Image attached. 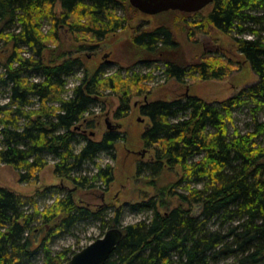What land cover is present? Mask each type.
I'll return each instance as SVG.
<instances>
[{"label":"trees","instance_id":"trees-1","mask_svg":"<svg viewBox=\"0 0 264 264\" xmlns=\"http://www.w3.org/2000/svg\"><path fill=\"white\" fill-rule=\"evenodd\" d=\"M120 2L0 0V43L8 51L0 59V89L7 94V102H0V165L11 167L19 182L29 183L51 160L54 176L73 186L33 214L24 212L21 196L0 186V264L31 256L34 241L25 234L33 231L37 216L46 232L39 242L44 264H68L76 251L65 248L52 255L46 241L88 218L100 222L99 237L111 228L122 231L104 264H213L228 258L238 264L264 263V122L255 121L253 130L244 134L229 136L226 128L232 109L249 102L260 109L264 103V14H252L264 13V0H214L205 15L201 11L207 7L193 13L194 20H184L188 37L208 33L209 27L231 37L256 82L219 105L190 93L140 105L139 114L149 121L140 140L150 154L147 162L136 164L135 177L151 186L156 198L132 208L151 216L122 226V207L109 213L112 205L93 209L79 204L80 192L108 190L113 167H101L96 160L100 154L114 159L116 144L124 140L114 129L96 139L99 121L92 109L109 91L119 99L114 117H125L132 96L142 95V83L154 76L133 73L121 79L120 70L107 75L101 65L87 67L81 55L90 46L60 50V35L91 37L99 43L123 30L129 20L117 15ZM43 21L49 23L46 32ZM136 32L132 44L161 62L165 79L178 84L187 77L221 81L238 63L205 53L196 61H182L179 44L165 25ZM78 69L79 82L68 89L67 79ZM164 173L175 179L160 184ZM180 186L184 189L178 192Z\"/></svg>","mask_w":264,"mask_h":264},{"label":"rangeland","instance_id":"rangeland-1","mask_svg":"<svg viewBox=\"0 0 264 264\" xmlns=\"http://www.w3.org/2000/svg\"><path fill=\"white\" fill-rule=\"evenodd\" d=\"M120 1L126 2L130 9H123ZM119 2L120 9H118L117 15H126L129 20V23L123 30L99 43L94 42L91 37L84 38L73 34L60 33L62 39L60 50L73 51L81 44H97V50H87L81 55L87 67L98 66L102 61H108L107 75H113L117 70H120L121 79L133 73L140 75L150 73L154 76L150 81L142 83L146 90L142 95L132 96L129 106L130 110L125 117L121 119L114 117L119 105V99L114 93H109V91L104 93L98 107L92 109L93 116L99 121L97 129L93 130V136L96 139L101 137L107 130V124H110L115 132L123 134L124 140L116 144L114 159L105 154H100L96 160V164L101 167H104L106 164L113 167L114 181L110 184L108 190L106 192L100 190L80 192L77 194L78 201H80V205L86 207L89 205L93 209H101L104 205H112L113 207L108 211L109 213L114 207H122L121 225L125 226L151 216V212L138 211L133 209L132 206L155 195V190L151 186H146L141 177H135L136 164L140 161L147 162L150 154L142 146L140 140L141 134L149 125L148 119L139 114L140 105L147 100H167L187 93L207 103L219 105L244 87L256 82V76L250 70L249 65L236 52L233 40L228 35L209 27L208 33H196L188 37V26L184 23V20H194L192 14L184 17L178 13L166 12L155 16H146L133 9L129 5L128 0H119ZM208 11L209 7L201 11V13L205 15ZM252 14L261 15L264 13L262 11H253ZM160 25H165L171 29L179 44V50L183 54L182 58L180 57L182 61L186 63L196 61L205 53V55L217 54L220 57L231 59L238 62L237 65L221 81H201L195 77H187L184 83L178 84L173 80H166L162 75L161 62L147 56L131 43V37L138 28L139 31H149ZM42 28L46 32L49 28V23L43 21ZM242 38L252 39V36L243 35ZM7 53L6 47H3L0 43V59ZM81 72L78 69L74 75L67 79L68 89H71L79 82ZM6 96V92L0 89L1 103L7 102ZM255 121L257 123L264 122V103L260 109L255 108V105L251 102L234 108L231 111L230 119L226 123L227 134L231 136L235 131L240 134L252 131ZM262 141L264 142V138H262ZM87 168L91 170L92 166L87 165ZM161 178L160 184L175 179L174 175L167 173H164ZM0 186L12 190L23 198L25 202L23 210L26 214H33L35 209L39 211L44 210L55 199L65 196L66 192L73 188L69 181L61 180L54 176L53 162L51 160L38 173L37 179L29 183L19 182L16 172L11 167L0 165ZM57 186L62 191H59ZM197 187L200 186L197 185ZM183 189L184 187L180 186L176 190L181 192ZM29 199H32L34 203L31 204V202L27 201ZM195 212L197 213V210ZM40 224L39 216L35 217V221L31 225L33 231H28L25 234L29 240L34 241L31 245V249L34 252L31 256L20 259L16 264H44V253L39 247V242L45 237L46 232L41 230ZM101 231L100 222L88 218L77 222L71 228L63 229L46 242L52 255H56L65 248H70L72 251L77 252V250L79 251V249L84 248L99 238ZM213 264L238 263L233 258H228L221 259Z\"/></svg>","mask_w":264,"mask_h":264},{"label":"water","instance_id":"water-1","mask_svg":"<svg viewBox=\"0 0 264 264\" xmlns=\"http://www.w3.org/2000/svg\"><path fill=\"white\" fill-rule=\"evenodd\" d=\"M214 0H128L129 5L138 12L154 16L166 12L193 14L212 4ZM107 130L113 127L106 126ZM122 237L119 228L108 229L102 237L89 243L76 252L68 264H104L113 253Z\"/></svg>","mask_w":264,"mask_h":264},{"label":"flooded vegetation","instance_id":"flooded-vegetation-1","mask_svg":"<svg viewBox=\"0 0 264 264\" xmlns=\"http://www.w3.org/2000/svg\"><path fill=\"white\" fill-rule=\"evenodd\" d=\"M140 13V12H139ZM142 14V13H141ZM147 16V15H146ZM155 16V15H154ZM137 30H139V28L137 29ZM119 32V31H118ZM117 33V32H116ZM116 33H113L112 35H115ZM135 35H137V32H135V34H133L132 35V37H134ZM109 36H111V35H109ZM108 36V37H109ZM132 37H131V39H132ZM107 38V37H106ZM105 38V39H106ZM132 43V42H131ZM90 46V49H92V50H97L98 49V46H97V44L96 45H89ZM105 46V45H104ZM103 46V47H104ZM133 46H134V44H133ZM135 47V46H134ZM91 50V51H92ZM108 61H102L101 63H99L98 65H101V66H103L107 71H108V66H109V64L107 63ZM112 129H114V128H112Z\"/></svg>","mask_w":264,"mask_h":264}]
</instances>
